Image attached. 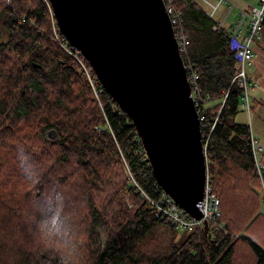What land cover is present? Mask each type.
Returning a JSON list of instances; mask_svg holds the SVG:
<instances>
[{"label": "trees", "instance_id": "obj_1", "mask_svg": "<svg viewBox=\"0 0 264 264\" xmlns=\"http://www.w3.org/2000/svg\"><path fill=\"white\" fill-rule=\"evenodd\" d=\"M176 12L222 229L155 215L141 192L161 188L130 120L103 90L97 101L42 0H0V264H264V155L260 178L250 128L235 121L233 52L198 0Z\"/></svg>", "mask_w": 264, "mask_h": 264}, {"label": "water", "instance_id": "obj_2", "mask_svg": "<svg viewBox=\"0 0 264 264\" xmlns=\"http://www.w3.org/2000/svg\"><path fill=\"white\" fill-rule=\"evenodd\" d=\"M48 2L68 44L130 120L156 184L200 219L205 159L199 114L163 1Z\"/></svg>", "mask_w": 264, "mask_h": 264}, {"label": "built area", "instance_id": "obj_3", "mask_svg": "<svg viewBox=\"0 0 264 264\" xmlns=\"http://www.w3.org/2000/svg\"><path fill=\"white\" fill-rule=\"evenodd\" d=\"M8 1L9 0H5L6 3H8ZM42 1L47 7L48 14L51 20V32L54 42L59 45L64 51L73 55L77 59L78 63L81 65L85 77L92 87L95 98L97 99V101H99L98 96L102 90L104 91L103 87L97 80L90 66L89 68L85 66L84 62H86V60L81 55V53L74 47L70 46L65 37L62 35L55 22L48 0ZM162 1L165 6V10L170 17L171 25L174 29V34L179 44V50L182 54L185 51V47L183 45L184 32L183 29L179 26V14L176 12L177 0ZM201 1H203V3L209 8V11H206V15L210 19H214L215 21L212 30H222L224 32L227 43L233 52V56L235 59V75L233 80H236L238 85L243 89L241 105L244 109L249 111L251 105L250 91L254 90L257 85L256 83H252L248 80L246 75V66L254 58V49L252 44L260 41L263 37L262 24L264 22V0H257L256 6H251L246 3H244V6H241L238 3L235 5L231 2V0H218L215 4H211L206 0ZM223 5H226L225 15L222 19L216 20L214 16L218 9ZM233 8H235L237 11L236 18L234 20H231V22L226 25V18ZM178 27L182 30L178 29ZM176 29H178L177 33H175ZM184 67L187 74V79L191 86V97L196 106L200 101V96L194 82L192 67L191 64H189V66H185L184 64ZM98 84L100 88H98ZM199 124L205 159V184L203 188V198L198 206L201 218L196 220L195 218L191 217L182 208L178 207L162 189L161 191H159L156 199H153L141 192V197H143L144 201L150 206L156 216L161 217L166 222L170 223L174 228L185 231H191L197 226L202 227L204 220H206L207 223L211 222L215 228L222 229V225H220L217 221V219L221 215L219 209V199L212 189L208 174L207 144L208 134H210L211 128L208 127L203 117H199ZM250 143L255 163V170L257 172V175L261 178V172L263 169V146L259 142V140L252 134H250ZM142 154L146 159L143 150Z\"/></svg>", "mask_w": 264, "mask_h": 264}, {"label": "crops", "instance_id": "obj_4", "mask_svg": "<svg viewBox=\"0 0 264 264\" xmlns=\"http://www.w3.org/2000/svg\"><path fill=\"white\" fill-rule=\"evenodd\" d=\"M241 5L240 3H238ZM236 18V11L233 14L232 20ZM254 49V58L246 66V75L249 81L256 83L257 87L250 91L251 102L256 104L259 110H264V30L263 37L260 41L252 44ZM248 112V111H247ZM249 113V112H248ZM251 117V116H250ZM242 123L241 121H237ZM250 132L255 136L263 146L264 155V127H257L251 120Z\"/></svg>", "mask_w": 264, "mask_h": 264}, {"label": "rangeland", "instance_id": "obj_5", "mask_svg": "<svg viewBox=\"0 0 264 264\" xmlns=\"http://www.w3.org/2000/svg\"><path fill=\"white\" fill-rule=\"evenodd\" d=\"M206 1H208L211 4H215L218 0H206ZM198 2L204 7L205 11H209V8L203 3V1L198 0ZM231 2L233 4H235V5L237 3H240L241 6H244V3L249 4L251 6H256L257 5V0H231ZM235 11H236V9L233 8L232 11H231L232 13L230 12V14L227 16L226 25L229 24V22H231V20L233 18V14H234ZM225 12H226V5H223L216 12V14L214 16L215 19L216 20L222 19L223 16L225 15ZM250 99H251V94H250ZM250 103H251V105H250V110L248 111L249 113L247 112L246 109L238 112V114L235 117V121L236 122L237 121H241L242 124H247L249 126V128H251V124L250 123H251V120H252L253 124L256 125L257 127H261V126L264 127V110H259V108H261V107H258V108H257V106L253 107L252 102H250ZM237 123H240V122H237ZM49 131H53L55 133V131L52 130V129H50ZM49 137H50V135H49Z\"/></svg>", "mask_w": 264, "mask_h": 264}, {"label": "bare ground", "instance_id": "obj_6", "mask_svg": "<svg viewBox=\"0 0 264 264\" xmlns=\"http://www.w3.org/2000/svg\"><path fill=\"white\" fill-rule=\"evenodd\" d=\"M203 148V147H202Z\"/></svg>", "mask_w": 264, "mask_h": 264}]
</instances>
